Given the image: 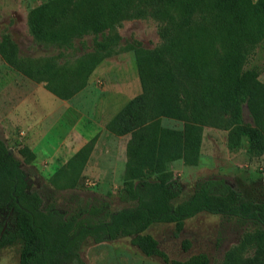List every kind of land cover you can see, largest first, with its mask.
I'll use <instances>...</instances> for the list:
<instances>
[{
  "label": "trees",
  "instance_id": "1",
  "mask_svg": "<svg viewBox=\"0 0 264 264\" xmlns=\"http://www.w3.org/2000/svg\"><path fill=\"white\" fill-rule=\"evenodd\" d=\"M27 17L33 38L59 49L70 48L84 35L104 37L95 42L96 53L62 63L20 57L9 37L2 38L5 62L27 78L44 82L60 99L81 90L99 61L111 54L105 51L111 39L104 34L123 20L156 19L160 42L137 54L140 92L105 124L114 135H129L123 191L134 204L113 212L90 207L85 215L69 216L51 207L42 209L41 196L27 191L21 160L0 138V248L17 245L18 264H84L80 249L88 238L100 242L129 237L145 256L165 263L209 264L203 253L170 259L147 232L153 223H172L177 236L186 219L206 212L239 217L258 229L248 235L254 247L251 256L242 257L231 248L217 264H264V202L244 199L221 177L199 179L178 201L183 186L168 167L178 159L188 165L198 162L204 126L227 130L230 150L239 148L242 136L257 151L264 150V81L257 69L245 67L254 46L264 44V0H46ZM243 103L253 126L241 121ZM161 117L179 120L182 127H165ZM95 139L74 152L69 167L85 163ZM18 153L27 163L35 158L25 145Z\"/></svg>",
  "mask_w": 264,
  "mask_h": 264
},
{
  "label": "rangeland",
  "instance_id": "2",
  "mask_svg": "<svg viewBox=\"0 0 264 264\" xmlns=\"http://www.w3.org/2000/svg\"><path fill=\"white\" fill-rule=\"evenodd\" d=\"M46 0H0V41L4 36L15 44L23 58L59 63L74 61L86 53H96V41L104 37L88 34L73 40L66 49L37 42L28 26V11ZM160 22L151 17L123 20L114 31H106L111 54L95 66L86 85L69 99H60L44 87L10 67L0 54V138L21 160L27 191L37 192L41 207L69 216L85 215L90 207L113 212L132 206L135 199L123 191L125 145L129 135L117 136L105 124L132 96L140 92L136 70L137 54L160 42ZM115 37V42H113ZM101 52V51H99ZM98 52V53H99ZM264 44H257L246 58L245 67L259 71L264 81ZM242 123L253 126L247 105H241ZM161 125L181 128L182 122L161 117ZM96 135L85 163L69 167L74 152ZM29 147L35 158L24 162L18 149ZM172 176L183 186L185 198L196 181L221 177L238 189L244 199L264 202V150L257 151L247 136L236 150L227 147V130L204 126L198 162L194 165L174 160ZM174 224L153 223L147 232L170 259L184 260L203 253L209 264L221 261L225 251L235 248L242 257L251 256L254 247L249 236L257 232L250 221L239 217L201 212L186 219L177 236ZM187 242L188 245L185 243ZM84 264H168L159 257L145 256L129 237L94 242L84 241L80 249ZM0 264H18V246L0 248Z\"/></svg>",
  "mask_w": 264,
  "mask_h": 264
}]
</instances>
